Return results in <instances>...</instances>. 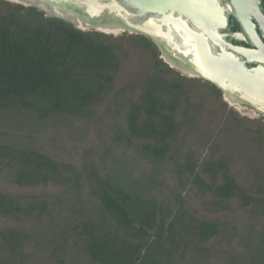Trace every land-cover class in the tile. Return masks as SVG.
<instances>
[{"label":"trees","instance_id":"obj_1","mask_svg":"<svg viewBox=\"0 0 264 264\" xmlns=\"http://www.w3.org/2000/svg\"><path fill=\"white\" fill-rule=\"evenodd\" d=\"M218 96L141 34L0 0V264H264V144L229 136L264 126Z\"/></svg>","mask_w":264,"mask_h":264},{"label":"water","instance_id":"obj_2","mask_svg":"<svg viewBox=\"0 0 264 264\" xmlns=\"http://www.w3.org/2000/svg\"><path fill=\"white\" fill-rule=\"evenodd\" d=\"M16 1V0H12ZM44 15L63 19L81 30L93 29L104 34L129 32L147 36L160 49L162 56L175 68L187 69L214 83L228 94L229 100L263 108L264 70L248 69L212 46L235 47L224 41L228 15H233L255 43L264 47L256 31V23L264 32L261 0H23ZM123 15V16H122ZM153 17L155 24H148ZM156 19V20H154ZM168 26L183 32L194 43L186 55L174 51L168 39ZM114 27L118 33L99 29ZM179 27V28H178ZM109 29V28H108ZM176 50V49H175ZM170 65V64H169ZM171 66V65H170Z\"/></svg>","mask_w":264,"mask_h":264},{"label":"flooded vegetation","instance_id":"obj_3","mask_svg":"<svg viewBox=\"0 0 264 264\" xmlns=\"http://www.w3.org/2000/svg\"><path fill=\"white\" fill-rule=\"evenodd\" d=\"M261 9L264 14V0H261ZM256 31L259 36L260 41L264 45V32L262 29L259 27V25L256 23ZM221 33L224 34V41L227 44H230L231 46L235 47V51H232L228 47L221 46V49L219 46H214L217 52H224L229 55H231L232 58H235L238 61H244L245 62V67L248 69H263L264 70V47L257 44L256 42L254 43L249 35L242 29L240 23L237 21L235 16L233 15H228L226 24L224 28H222ZM136 34V33H135ZM142 35V34H141ZM145 36V35H143ZM147 37V36H145ZM148 38V37H147ZM150 41L151 39L148 38ZM158 51L159 58L162 59L163 63H165L169 68L177 69L182 72V70L175 68V66H172L163 56L160 51V49L157 47V45L152 42ZM171 66H170V65ZM176 70V72H177ZM178 73V72H177ZM184 73V72H182ZM186 75H189L187 73H184ZM191 78H198L202 79L204 82H207L217 88L220 91V95L229 103L228 99V94L233 95V93H226L222 88L216 86L214 83L207 81L203 78L200 77H191ZM239 105H242L246 108H250L254 113L259 114L260 116L264 117V104H260L263 108H260L258 106H252L249 104L245 103H238Z\"/></svg>","mask_w":264,"mask_h":264},{"label":"rangeland","instance_id":"obj_4","mask_svg":"<svg viewBox=\"0 0 264 264\" xmlns=\"http://www.w3.org/2000/svg\"><path fill=\"white\" fill-rule=\"evenodd\" d=\"M7 1H9L11 3L20 4V5H22V6L26 7V8L33 7V6L28 5V4L24 3V2L23 3H20V2L12 1V0H7ZM36 9H38V8H36ZM88 31H94V30L93 29H88ZM122 34L129 35V34H132V33H129V32H120V33L115 34L113 36H119V35H122ZM133 34H135V33H133ZM176 70L177 69H173L174 72H176ZM177 72H178V75H180V76H186V77L191 78L190 76L182 73L179 70H177ZM193 79L200 80V82H204L202 79H198V78H193ZM218 99H221L224 102H226L227 108L232 109L233 112L235 113L236 117L243 119L246 124L256 125V126H264V117L263 116H260L259 114L254 113L250 108H246V107H244L242 105L240 107L239 106L237 107V105H232V104L228 103L221 95L218 96ZM226 126H228V123H225L223 127L226 128ZM236 134L237 133H235V134L231 133V134H229V136H231V137L233 136L232 139L234 141H237L238 143L242 142L245 145L250 146V148H252L253 146L258 147V146L264 144V142H262L264 140L263 138H258L257 137L256 139H252V137L246 136L244 134H242L243 137H241V136L237 137ZM198 147H199V145H198ZM260 147L264 150V147L263 146H260ZM201 151H204L205 152V149H202ZM250 153H252L251 150H250ZM250 159L253 160L252 158H250Z\"/></svg>","mask_w":264,"mask_h":264},{"label":"bare ground","instance_id":"obj_5","mask_svg":"<svg viewBox=\"0 0 264 264\" xmlns=\"http://www.w3.org/2000/svg\"><path fill=\"white\" fill-rule=\"evenodd\" d=\"M16 1H23V0H16ZM154 20H156V19H154ZM148 22H149L148 24H155L156 23V22H153V17H151V20ZM97 28L105 30L107 32H113V33H118L121 31V29L114 28V27H108L109 29L107 27L106 28L97 27ZM175 30H177V29H172V26H168V30H167L168 39L171 43H173V45L176 49V50L174 49V51H176V52L180 51L181 54L186 55L189 52H191L192 47L194 46L193 45L194 43L193 42L191 43L190 39L186 35H184L183 32L179 33L178 31H175ZM212 49H215V47L212 46L211 50ZM168 62L172 66H175L172 61L168 60ZM177 68H179V67H177ZM181 70H182V72L187 73L189 75H195V74L191 73L190 71H188L187 69L181 68ZM228 99H230V98H228ZM229 103L232 105H237V107L241 106L233 100H229Z\"/></svg>","mask_w":264,"mask_h":264}]
</instances>
